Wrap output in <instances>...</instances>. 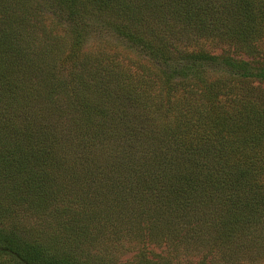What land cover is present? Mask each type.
Wrapping results in <instances>:
<instances>
[{
    "label": "trees",
    "instance_id": "16d2710c",
    "mask_svg": "<svg viewBox=\"0 0 264 264\" xmlns=\"http://www.w3.org/2000/svg\"><path fill=\"white\" fill-rule=\"evenodd\" d=\"M263 83L264 0H0V264H264Z\"/></svg>",
    "mask_w": 264,
    "mask_h": 264
},
{
    "label": "rangeland",
    "instance_id": "374dc122",
    "mask_svg": "<svg viewBox=\"0 0 264 264\" xmlns=\"http://www.w3.org/2000/svg\"><path fill=\"white\" fill-rule=\"evenodd\" d=\"M88 46H100L107 48L108 50L110 49H119L123 52L129 51L127 46H130L129 44L127 45L123 39L115 35L112 31L109 29H103L100 27H96L93 29V31L90 33V39H88ZM90 44V45H89ZM262 88H264V83L262 84ZM47 217V216H46ZM44 217L43 220H49L51 218L49 217ZM27 222H30L29 220ZM28 227V233H30L31 236L35 235L34 232L31 231V228H35L34 224L31 223ZM27 229H24L26 231ZM29 235V236H30ZM28 237V236H27ZM29 238V237H28Z\"/></svg>",
    "mask_w": 264,
    "mask_h": 264
}]
</instances>
